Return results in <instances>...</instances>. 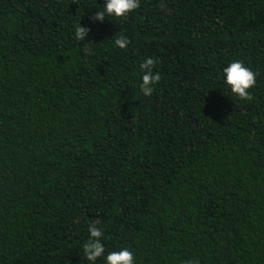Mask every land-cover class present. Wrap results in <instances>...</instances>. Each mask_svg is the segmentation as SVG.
Returning a JSON list of instances; mask_svg holds the SVG:
<instances>
[{"label":"trees","instance_id":"obj_1","mask_svg":"<svg viewBox=\"0 0 264 264\" xmlns=\"http://www.w3.org/2000/svg\"><path fill=\"white\" fill-rule=\"evenodd\" d=\"M105 3L0 0V264H93V223L94 264L122 248L134 264H264V0L90 20ZM236 60L257 73L251 100L224 81Z\"/></svg>","mask_w":264,"mask_h":264},{"label":"clouds","instance_id":"obj_2","mask_svg":"<svg viewBox=\"0 0 264 264\" xmlns=\"http://www.w3.org/2000/svg\"><path fill=\"white\" fill-rule=\"evenodd\" d=\"M77 3V0H73ZM140 6V0H106L103 5V10L96 11L89 17L93 21H103L105 16L116 18H126L129 13L133 12ZM163 7V5H162ZM89 29L78 23L75 26L74 37L77 41L85 39ZM129 40L124 35H119L114 41V44L124 49L129 44ZM156 61L149 57L141 64L140 68L143 72L141 77L140 89L144 96H151L153 93V85L161 79L159 72H153ZM223 76L225 83L230 87L231 92L240 99L251 100L252 95L249 89L256 84L257 73L245 66L242 61L236 60L229 63L223 68ZM89 239L83 244V251L88 261L94 262L104 256L105 249L101 243L102 230L95 223L89 226ZM106 264H134V255L127 248H122L118 251H111L105 257ZM185 264H199L198 260H188Z\"/></svg>","mask_w":264,"mask_h":264}]
</instances>
